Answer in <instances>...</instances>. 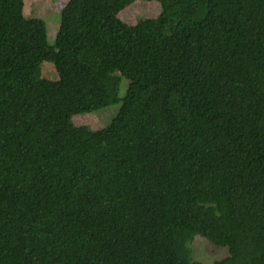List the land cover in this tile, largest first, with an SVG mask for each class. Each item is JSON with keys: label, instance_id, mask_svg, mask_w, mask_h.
<instances>
[{"label": "trees", "instance_id": "trees-1", "mask_svg": "<svg viewBox=\"0 0 264 264\" xmlns=\"http://www.w3.org/2000/svg\"><path fill=\"white\" fill-rule=\"evenodd\" d=\"M136 1L70 0L51 45L0 0V264H200L196 236L264 264V0H141L161 14L129 25Z\"/></svg>", "mask_w": 264, "mask_h": 264}, {"label": "rangeland", "instance_id": "rangeland-1", "mask_svg": "<svg viewBox=\"0 0 264 264\" xmlns=\"http://www.w3.org/2000/svg\"><path fill=\"white\" fill-rule=\"evenodd\" d=\"M70 0H25L24 13L29 19L40 18L44 20L48 41L51 45L55 43L57 35L62 31L63 25L61 15ZM161 14V8L157 2H145L138 0L129 5L119 13L122 21L129 25H134L141 18H155ZM41 79L46 81L59 80L56 68L52 63L43 62L40 67ZM129 85V81L122 77L120 87V97L124 98ZM122 101L112 107L103 109L97 113L77 115L73 118L76 126H88L92 130H101L108 126L118 114ZM192 255L200 264H215L230 256L228 248H221L211 244L201 236H196L193 240Z\"/></svg>", "mask_w": 264, "mask_h": 264}]
</instances>
